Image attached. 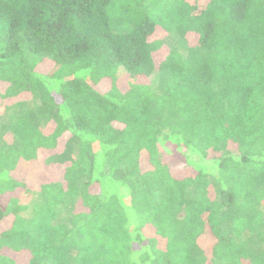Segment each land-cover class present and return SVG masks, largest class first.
Masks as SVG:
<instances>
[{"label": "trees", "instance_id": "obj_1", "mask_svg": "<svg viewBox=\"0 0 264 264\" xmlns=\"http://www.w3.org/2000/svg\"><path fill=\"white\" fill-rule=\"evenodd\" d=\"M0 264H264V0H0Z\"/></svg>", "mask_w": 264, "mask_h": 264}, {"label": "rangeland", "instance_id": "obj_2", "mask_svg": "<svg viewBox=\"0 0 264 264\" xmlns=\"http://www.w3.org/2000/svg\"><path fill=\"white\" fill-rule=\"evenodd\" d=\"M121 73H119V75H120ZM151 82H152V85H153V87L156 89V87L157 86H159L160 85V83L156 80V78L154 77L153 79H151ZM45 170H48V171H50L51 169H52V167H51V165H49V164H47V163H45V161H43V166H42ZM32 199V197H30V196H26V195H22V197H21V199H20V203L22 204V205H30V203H31V200ZM70 211H71V207L70 206H64V207H62L61 208V210H60V213H59V217H60V219H62V220H67L68 218H69V213H70Z\"/></svg>", "mask_w": 264, "mask_h": 264}]
</instances>
